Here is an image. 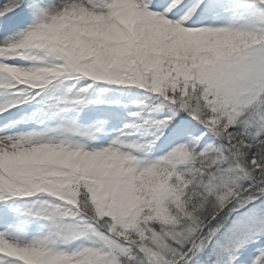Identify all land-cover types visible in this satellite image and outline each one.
Here are the masks:
<instances>
[{
  "label": "snow or ice",
  "instance_id": "obj_1",
  "mask_svg": "<svg viewBox=\"0 0 264 264\" xmlns=\"http://www.w3.org/2000/svg\"><path fill=\"white\" fill-rule=\"evenodd\" d=\"M0 264H264V0H0Z\"/></svg>",
  "mask_w": 264,
  "mask_h": 264
}]
</instances>
